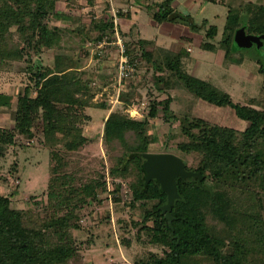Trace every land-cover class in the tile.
Listing matches in <instances>:
<instances>
[{
    "label": "trees",
    "instance_id": "16d2710c",
    "mask_svg": "<svg viewBox=\"0 0 264 264\" xmlns=\"http://www.w3.org/2000/svg\"><path fill=\"white\" fill-rule=\"evenodd\" d=\"M67 1L75 4L76 0ZM174 1L162 0L150 6L154 20L185 26L193 33L205 30L200 48L212 52L222 49L227 68L253 62L261 76L260 95L248 102L235 100L218 79L193 74L188 69V63L194 60L186 47L193 40L189 31L181 37L185 46L177 51L157 46L153 39L121 31L127 53L145 60L154 88L167 96L162 100L150 98L144 106L149 109L146 116L132 117L126 110L132 96L139 95L130 89L132 77L124 79L119 100L125 106L112 110L104 122L108 169L87 171L74 167V155L90 141L83 128L90 119L86 108L109 110L111 103L93 102L96 74L82 67L92 51L76 52L74 45L96 43L105 35L112 38L114 23L103 13L107 4L99 3L96 10L97 1L88 0L90 12L77 17L58 9V0H0V65L25 55L30 60L32 52L54 53L52 65L39 66L31 59L28 68L33 84L19 93L15 106L13 95L0 92V110L12 109L15 121L12 128L0 127V159L18 144V136L33 138L36 130L41 131L42 142L49 150L46 202L35 200L34 208L27 210L15 208L0 184V264H77L81 248L73 231L84 229L81 210L100 204L104 195L106 199L112 195L117 204L123 202L140 210L139 218H131L121 226L131 235L122 237L128 246L134 238L162 249V254L148 251L135 256L133 264H264V40L261 46L250 47L255 51L249 53L242 52L250 48L239 46L235 39L242 27L248 34H264V3L250 1L232 6L229 0H204L229 6L222 38L214 42L219 28L207 26V19L197 23L191 14L175 7ZM99 11L103 15L97 17ZM131 12L121 10L119 16L131 19ZM51 17L65 23L50 25ZM12 28L20 33L24 46H11ZM92 53L100 58L98 52ZM172 90H183L217 107L232 108L248 126L238 130L190 112H176L171 108ZM135 99L139 109L142 100ZM156 117L172 125L178 122L185 139L177 143L176 150L192 155L194 162L177 154L187 170L202 174L201 180L177 177L179 197L173 204L171 223L163 209L167 193L157 179L147 181L144 171L145 154L155 153L151 146L159 141L150 132L151 119ZM18 171V163H12L10 175ZM110 180L112 190L108 188ZM124 180L129 185L126 194ZM18 187L15 185V189ZM128 194L130 198L126 199Z\"/></svg>",
    "mask_w": 264,
    "mask_h": 264
},
{
    "label": "rangeland",
    "instance_id": "374dc122",
    "mask_svg": "<svg viewBox=\"0 0 264 264\" xmlns=\"http://www.w3.org/2000/svg\"><path fill=\"white\" fill-rule=\"evenodd\" d=\"M88 0H76L75 4L69 3L67 0H58V9L70 12L79 16V14H86L90 12L91 5L86 4ZM97 3H102L103 0H96ZM262 2L264 0H229L232 6H237L240 3L247 2ZM177 8L183 13H189L197 23H202L207 19V26L216 25L219 28L218 35L213 39L218 42L222 38L223 28L225 26L229 6L218 3L205 2L204 0H175ZM189 2V4H188ZM116 6L125 5V0H114ZM147 10V11H146ZM140 13L138 17L144 24V29L141 30L140 26L130 21L128 24L132 27H126L120 22V28L125 34L131 32L134 37L142 35L143 37L159 39L162 48L172 49L173 44H179L178 38H173L172 34L166 30H161L155 22L149 9ZM131 13L137 14L136 10ZM84 21L85 17H83ZM120 20L121 17H120ZM50 25L64 24L60 20L51 17L49 20ZM70 24V23H68ZM134 24V25H133ZM72 26V23L70 24ZM184 32H188L189 28L179 26ZM142 31L141 34L140 30ZM190 34L191 31H189ZM203 33L193 34V40L186 45L191 49L190 55L194 58L193 61L188 63V69L195 75L201 78H216L224 89L230 92L235 100L248 102L250 99H256L261 91V76L256 73L253 62L247 61L242 65L232 64L228 68L223 64L224 51L222 49L217 52L204 50L200 48V41L203 39ZM10 44L12 47L24 46L20 33L16 28H12L9 34ZM82 44V41H81ZM83 45V46H82ZM82 45H74V51L79 52L87 50L94 46V42H84ZM185 45L179 44V47ZM255 49V48H254ZM243 50L242 52L252 53L255 50ZM109 52L103 57L96 58L90 52L89 57L83 61L82 67L90 69L95 72L96 79L92 87L94 88L93 102H106L111 103L110 109H101L98 107L86 108V113L90 119L83 124L84 133L88 136L90 141L83 146L75 155L74 167H83L87 171L99 170L107 171L109 161L108 154L103 139L104 122L112 110L122 108L124 103L118 100L120 97L119 81L117 74V67L119 61V53L117 48H110ZM25 55L22 59L12 58L7 59L0 65V92L11 94L14 96L13 105L17 102L19 93L23 92L29 84H33L30 79L31 72L28 66L32 65V61H36L37 65H52L54 61V53L50 50H45L41 54H31L30 60ZM139 68L134 73L130 81V89L135 90L139 96H132L133 100L127 108V112L132 117L141 118L146 116L149 99L157 96L160 100L167 96V93L157 92L154 88L153 77L150 68L145 60L138 58ZM98 72V73H97ZM223 75V77L221 76ZM117 76V75H116ZM130 77V78H131ZM32 95L36 92L31 87ZM134 92V93H135ZM173 96V103L171 108L179 113L190 112L196 117L208 120L211 123L223 126L232 127L238 130H244L248 126V122L240 119L235 111L229 107H217L207 103L193 95L184 92L183 90L169 91ZM141 98L142 105L137 109L135 107V98ZM135 100V102H134ZM13 110H0V127L12 128L14 127ZM150 132L158 136L159 141L151 146V152L161 153L168 152L180 153L176 150V145L179 141L185 139L180 133L178 122L173 125L165 122L162 117L151 119ZM18 144L10 149L8 156L0 159V184L1 191L9 194L12 198V206L19 209L34 208L35 200L46 202L48 192V178H49V150L42 142V133L36 130L35 136L29 138L26 135L18 136ZM182 155V153H180ZM189 163H193V156L183 154ZM17 162L19 171L15 176H11L9 168L12 163ZM123 182V189L126 194L129 189L127 181ZM19 184L18 189L15 185ZM109 190L113 189L112 181L108 185ZM103 201L100 204H94L90 207L81 210L80 223L84 229L74 230L73 233L80 246V256L77 264H133L135 256H143L148 251H154L162 254L160 247H153L138 243L134 238H131V245H127L122 240V237L131 236L123 231L121 226L123 222H130L131 218H139L141 213L138 207L131 208L122 203L117 204L113 201L112 195L106 199L103 196ZM126 199L130 198L129 194L125 196ZM128 241V239H127Z\"/></svg>",
    "mask_w": 264,
    "mask_h": 264
},
{
    "label": "water",
    "instance_id": "95a60500",
    "mask_svg": "<svg viewBox=\"0 0 264 264\" xmlns=\"http://www.w3.org/2000/svg\"><path fill=\"white\" fill-rule=\"evenodd\" d=\"M235 39L239 46L250 48L254 44L261 46L263 44L264 34H248L245 28L242 27L237 30ZM145 158L144 171L146 180L157 179L162 189L168 195V202L163 206V209L166 213V218L171 223L173 221V204L175 199L179 197L177 177H196L201 180L202 174L201 172L187 170L184 161L174 153H146Z\"/></svg>",
    "mask_w": 264,
    "mask_h": 264
},
{
    "label": "built area",
    "instance_id": "2783aa9c",
    "mask_svg": "<svg viewBox=\"0 0 264 264\" xmlns=\"http://www.w3.org/2000/svg\"><path fill=\"white\" fill-rule=\"evenodd\" d=\"M161 1L162 0H125V5L116 6L114 0H103V2L107 4L103 7V13L104 15L112 19L114 23V35L112 36V38L109 35L103 36V38L98 42L94 43V46H91L90 49L92 52H98L99 56L103 57L107 54V52H109V47L117 48V51L119 53V61L117 67L119 92L123 80L133 76L134 73L137 72L139 64L138 59H134L127 53L126 38L122 35V30L119 27L121 22L119 12L121 10L123 12H128L133 6L149 9L150 6H153L154 4H157ZM94 8L98 10L99 3L96 4ZM155 9L158 10V6H156ZM101 15L103 14L99 11L97 13V17Z\"/></svg>",
    "mask_w": 264,
    "mask_h": 264
},
{
    "label": "crops",
    "instance_id": "0c3cea01",
    "mask_svg": "<svg viewBox=\"0 0 264 264\" xmlns=\"http://www.w3.org/2000/svg\"><path fill=\"white\" fill-rule=\"evenodd\" d=\"M188 4H189V2H188ZM173 5L176 7L177 6V3H173ZM131 10L133 11V10H136V12H138L137 14H133L132 13V17H131V19H127L126 17H121V23L123 24V25H125L126 27L128 26V27H132V25H129L128 23L130 22V21H132L131 23H134L133 22V20L134 21H136V24H138V26H140V28H141V30L143 29V30H145L144 29V24H142V22H141V20H139L140 19V17H138V15L140 14V13H143L146 9L145 8H140V7H137V6H133V7H131ZM147 11V10H146ZM156 22V21H155ZM157 23V22H156ZM158 24V26H159V28L161 27V30L163 29V30H166L167 32H169L170 34H172V36H173V38H178V40H179V44L182 42V40H181V37L183 36V35H185L186 33L184 32V30H181V28H177V27H179L180 25H177V24H173V23H171V22H168V21H166V22H163V23H157ZM134 25V24H133ZM140 30V29H139ZM140 30V33L139 34H141L142 33V31ZM192 34H190V33H188V36H191V37H193L192 35L193 34H195V33H193V32H191ZM143 34V33H142ZM142 36V35H141ZM143 37V36H142ZM144 38H147V39H153V38H148V37H144ZM153 40H155V42H156V44H157V46H160L161 44L159 43V39H153ZM179 44H173V50L174 51H177L178 49H179ZM160 47H162V46H160ZM186 47L188 48V50L189 49H191L190 48V46L189 45H186ZM191 51V50H190Z\"/></svg>",
    "mask_w": 264,
    "mask_h": 264
}]
</instances>
